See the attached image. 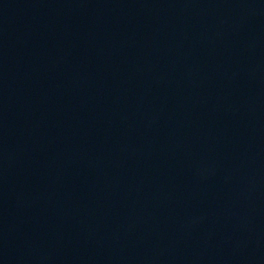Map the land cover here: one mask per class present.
Returning a JSON list of instances; mask_svg holds the SVG:
<instances>
[{"label": "water", "instance_id": "95a60500", "mask_svg": "<svg viewBox=\"0 0 264 264\" xmlns=\"http://www.w3.org/2000/svg\"><path fill=\"white\" fill-rule=\"evenodd\" d=\"M0 264H264V0H0Z\"/></svg>", "mask_w": 264, "mask_h": 264}]
</instances>
